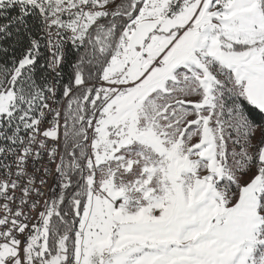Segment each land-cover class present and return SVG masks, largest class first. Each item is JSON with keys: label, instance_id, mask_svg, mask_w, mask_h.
Wrapping results in <instances>:
<instances>
[{"label": "snow or ice", "instance_id": "obj_1", "mask_svg": "<svg viewBox=\"0 0 264 264\" xmlns=\"http://www.w3.org/2000/svg\"><path fill=\"white\" fill-rule=\"evenodd\" d=\"M0 264H264V0H0Z\"/></svg>", "mask_w": 264, "mask_h": 264}]
</instances>
